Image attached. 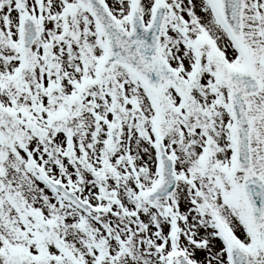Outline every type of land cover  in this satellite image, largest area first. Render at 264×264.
<instances>
[{"label":"snow or ice","instance_id":"1","mask_svg":"<svg viewBox=\"0 0 264 264\" xmlns=\"http://www.w3.org/2000/svg\"><path fill=\"white\" fill-rule=\"evenodd\" d=\"M0 264H264V0H0Z\"/></svg>","mask_w":264,"mask_h":264}]
</instances>
